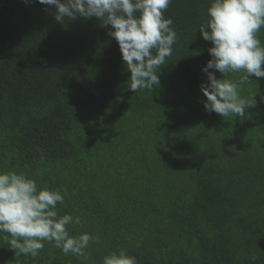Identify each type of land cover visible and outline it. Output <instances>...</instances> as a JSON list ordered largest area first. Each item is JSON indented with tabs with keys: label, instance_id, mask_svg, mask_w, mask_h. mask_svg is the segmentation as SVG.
I'll return each mask as SVG.
<instances>
[{
	"label": "trees",
	"instance_id": "1",
	"mask_svg": "<svg viewBox=\"0 0 264 264\" xmlns=\"http://www.w3.org/2000/svg\"><path fill=\"white\" fill-rule=\"evenodd\" d=\"M211 2L171 0L172 54L134 93L110 25L0 0V171L66 192L70 234L99 237L81 261L47 241L16 256L0 233V264H102L120 249L139 264H264V77L240 85L255 100L244 116L206 111Z\"/></svg>",
	"mask_w": 264,
	"mask_h": 264
},
{
	"label": "clouds",
	"instance_id": "2",
	"mask_svg": "<svg viewBox=\"0 0 264 264\" xmlns=\"http://www.w3.org/2000/svg\"><path fill=\"white\" fill-rule=\"evenodd\" d=\"M29 0H25L28 3ZM54 8L55 20L63 23L67 17L97 18L101 26H111L109 35L118 42L122 60L131 73L128 88L136 93L153 90L159 85L157 69L172 54L177 33L172 19L164 17L171 0H36ZM138 13V14H137ZM209 19L199 26L211 59L202 69L208 83L201 85L207 98L204 107L223 118L244 116L248 107L255 106L242 98L240 85L251 82V76L264 77V44L258 33L264 28V0H212L207 9ZM214 69L222 74L218 79ZM241 73L239 81L229 79ZM65 193L59 189L40 187L24 173L0 171V233H7L15 255L36 257L44 241L67 256L87 261L90 243L99 237L90 233L73 236L70 224H81L79 216L59 215L57 204H63ZM102 264H139L125 249L111 251Z\"/></svg>",
	"mask_w": 264,
	"mask_h": 264
},
{
	"label": "rangeland",
	"instance_id": "3",
	"mask_svg": "<svg viewBox=\"0 0 264 264\" xmlns=\"http://www.w3.org/2000/svg\"><path fill=\"white\" fill-rule=\"evenodd\" d=\"M254 126V125H253ZM255 127V126H254ZM257 130L259 131H264V129H258L257 127H255ZM139 174H140V171H139Z\"/></svg>",
	"mask_w": 264,
	"mask_h": 264
}]
</instances>
